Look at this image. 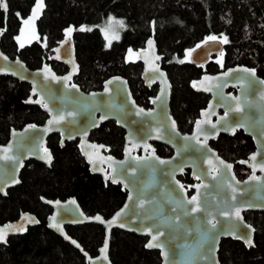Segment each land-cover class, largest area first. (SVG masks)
Wrapping results in <instances>:
<instances>
[{
	"label": "water",
	"instance_id": "obj_1",
	"mask_svg": "<svg viewBox=\"0 0 264 264\" xmlns=\"http://www.w3.org/2000/svg\"><path fill=\"white\" fill-rule=\"evenodd\" d=\"M4 2L7 4L6 0ZM0 9L6 21L8 7L7 11ZM69 28L72 31L66 33ZM75 32L72 26L66 28L49 57V61L67 67L64 75L56 74L47 64L30 69L22 60L11 59L0 49V76L28 84L30 92L24 103L39 107L47 115L42 125L27 124L19 130L12 129L8 141L0 145V157H13L0 158V195L5 197L7 190L20 184V173L26 162L36 161L50 168L53 155L47 140L58 134L61 146L66 141H78L80 156L90 174L101 176L105 183L120 185L127 192L122 206L107 219L98 214L86 215L75 197L41 198V202L52 209L46 219L47 229L78 250L86 264H112L109 246L113 230L146 237L145 249L157 251L161 264H220L218 250L222 239L238 241L246 249L254 247L255 229L245 221L243 214L264 212V171L261 170L264 165V83L261 81L264 79L254 69L237 65L191 81L190 87L196 93L202 92L211 98L206 109L200 112L192 132L182 134L170 114L171 83L161 68L163 56L153 31L143 48L129 47L124 55L126 64H142L144 86L158 84L150 110L136 103L128 81L121 75L105 80L98 91L83 92L73 82L79 74ZM2 35L3 30L0 41ZM223 52L221 39H208L194 48L188 59L192 65L203 67ZM229 89H236V94L227 92ZM60 116L64 118L58 123H50ZM213 118L216 120L211 122ZM107 121H114L125 131L121 159L109 155L107 146L89 141L90 133ZM197 122H200L199 127ZM236 131H243L255 145L248 159L240 162L251 169L250 176L243 181L235 176L233 165L208 144L220 134L232 136ZM152 142L169 147L172 155L158 156ZM253 155L255 160L250 159ZM186 171L194 181L187 187L179 180ZM253 176L257 179H252ZM193 197L196 200L189 203ZM91 223L104 230L103 242L95 257L70 237L65 228ZM38 224L36 216L28 212L21 213L15 221L0 224L4 233L0 245H5L8 237L24 235L28 227ZM153 237L156 240L153 241ZM247 241H251V246ZM149 242L158 246L147 247Z\"/></svg>",
	"mask_w": 264,
	"mask_h": 264
},
{
	"label": "trees",
	"instance_id": "obj_2",
	"mask_svg": "<svg viewBox=\"0 0 264 264\" xmlns=\"http://www.w3.org/2000/svg\"><path fill=\"white\" fill-rule=\"evenodd\" d=\"M7 29L0 48L10 58L18 56L28 68L35 69L48 58L63 31L72 26L79 74L75 83L84 92L97 91L105 80L123 76L137 103L146 105L155 89L147 90L139 79L140 65H126L127 48H143L153 36L162 67L167 72L171 88L170 111L182 133L192 130L207 97L195 93L190 82L204 73H218L234 66L254 69L264 79V0H43L34 25L39 40L17 49L15 35L20 19L29 16L37 0H7ZM122 20L120 38L106 47L101 29L108 17ZM0 12V27H3ZM91 29L81 31V27ZM216 37L224 41L221 62L211 61L204 68L191 65L188 54L198 45ZM58 72L66 71L62 65L51 63ZM30 87L9 76H0V145L9 139L12 129L27 124L42 125L47 116L36 106L24 102ZM91 140L110 147V154L120 157L123 132L108 121L91 134ZM161 157H170L172 151L156 144ZM212 146L225 160L235 163L252 150L251 140L238 132L233 137L221 136ZM47 147L54 160L50 168L35 161L26 162L20 173V184L0 196V224L16 220L21 213H33L39 220L24 235L9 237L0 245V264H86L78 250L46 228V217L51 209L41 202L66 200L75 197L82 211L89 216L100 214L104 218L114 214L124 203L126 194L101 177L90 174L79 155L76 143L59 146L57 135L50 136ZM239 179L246 176L236 168ZM185 187L193 180L187 171L179 177ZM190 193V192H189ZM245 221L255 229V246L246 249L242 243L222 239L219 244L220 264H264V213L247 211ZM68 235L91 256L98 254L104 230L91 223L66 227ZM146 237L113 230L110 237L109 257L112 264H161L157 251L146 250Z\"/></svg>",
	"mask_w": 264,
	"mask_h": 264
},
{
	"label": "flooded vegetation",
	"instance_id": "obj_3",
	"mask_svg": "<svg viewBox=\"0 0 264 264\" xmlns=\"http://www.w3.org/2000/svg\"><path fill=\"white\" fill-rule=\"evenodd\" d=\"M6 2H7V0H6ZM7 7H8V2H7ZM0 12H2V14H3V21H4V23H3V27L1 28L0 27V31L1 30H3V35H2V37H1V40H2V38H3V36H4V34L6 33V29H7V25H6V21H5V16H4V12L3 11H1V9H0ZM8 16V15H7ZM75 34V33H74ZM62 40V39H61ZM60 40V41H61ZM59 41V42H60ZM0 43H1V41H0ZM14 45H16V43L14 42ZM58 45V44H57ZM17 47V49H20V47H18V46H16ZM1 49V48H0ZM7 55V54H6ZM51 55H52V49H51ZM51 55H50V57H51ZM189 55V54H188ZM8 56V55H7ZM222 56V55H221ZM221 56H219V57H212L211 58V60L209 61V62H211V61H215V59H220L221 58ZM9 57V56H8ZM15 58H19L18 56H14V58H11V59H15ZM20 59V58H19ZM163 59V58H162ZM21 60V59H20ZM188 61H189V59H188ZM53 61H49V58H48V63H43L40 67H38V68H41L44 64H47V65H50L51 67H52V65H51V63H52ZM124 62H125V60H124ZM208 62V63H209ZM25 63V62H24ZM55 64H57V65H62V64H59V63H56V62H54ZM190 63V62H189ZM126 64V63H125ZM191 64V63H190ZM126 65H132V64H126ZM135 65H140V67H141V72H140V76H139V79H140V81H141V83H142V86L145 88V89H147V90H153V89H155V93L153 94V95H151L150 97H148V103L146 104V105H142V104H139V103H137L139 106H141V107H143L145 110H150V109H152V106H151V98H153L156 94H157V91H158V84L156 83V84H154V85H152L151 87H146V86H144V83H143V81L141 80V74H142V70H143V68H142V64H140V63H138V64H135ZM192 65V64H191ZM207 65V64H206ZM205 65V66H206ZM62 66H64V65H62ZM194 66V65H193ZM205 66H203V67H199V66H195V67H199V68H204ZM65 68H66V71H64V72H61V73H58V72H56L53 68V70L56 72V74H58V75H64L65 73H67V71H68V69H67V67L66 66H64ZM38 68H35V69H38ZM161 68L163 69V67H162V61H161ZM228 69V68H227ZM164 70V69H163ZM165 71V70H164ZM225 71V70H224ZM166 72V71H165ZM220 72H223V71H220ZM220 72H218V73H220ZM167 73V72H166ZM204 74H210V73H204ZM204 74H202V75H204ZM214 74H217V73H214ZM201 75V76H202ZM78 76V75H77ZM77 76H75L74 77V79H73V82L75 83V79H76V77ZM167 76H168V74H167ZM201 76L199 77V78H197V79H194V80H198V79H200L201 78ZM169 78V77H168ZM170 80V79H169ZM193 81V80H192ZM104 83V82H103ZM171 83V82H170ZM191 83V82H190ZM76 84V83H75ZM129 88H130V86H129ZM171 88H172V84H171ZM81 89V88H80ZM192 89V88H191ZM193 91H194V89H192ZM98 91V90H97ZM130 91H131V89H130ZM172 91V90H171ZM84 92V91H83ZM90 92V91H89ZM195 92V91H194ZM227 92H232L233 94H236V89H229ZM131 93H132V91H131ZM196 93V92H195ZM200 94H203L204 96H206L207 97V103H206V106L202 109V110H204V109H206V107H207V104H208V102H209V99L211 98V96L210 95H206L205 93H200ZM132 96H133V94H132ZM134 98V97H133ZM135 100V99H134ZM136 101V100H135ZM170 103H171V99H170ZM37 107V106H36ZM39 108V107H38ZM202 110H200V112L202 111ZM200 112H199V115H198V118L197 119H199L200 118ZM223 112L220 110L219 111V114H222ZM170 114H171V111H170ZM46 115V114H45ZM172 115V114H171ZM47 116V115H46ZM173 117V116H172ZM47 119V118H46ZM174 119V118H173ZM196 119V120H197ZM195 120V121H196ZM216 120V118H213L212 120H211V122H214ZM46 121V120H45ZM175 121V120H174ZM195 121H194V123H193V127H194V124H195ZM108 122V121H107ZM111 122H113L114 124H115V122L114 121H111ZM176 122V121H175ZM106 123V122H105ZM104 124V123H103ZM103 124H101V125H103ZM176 125H177V123H176ZM115 126L117 127V128H119L120 130H122V132H123V146H122V152H121V155H120V157H116V156H113V155H111L110 154V147L108 146V145H106V144H104V143H98V142H96V141H92L91 140V134H92V132H94V131H96V130H98V129H95V130H93L91 133H90V136H89V141L90 142H93V143H97V144H103V145H105V146H107V148H108V154L109 155H111V156H113L114 158H116V159H121L122 158V156H123V149H124V146H125V131L122 129V128H120V127H118L116 124H115ZM193 127H192V130H193ZM177 129H178V126H177ZM179 130V129H178ZM192 130H191V132H192ZM180 131V130H179ZM181 132V131H180ZM191 132H189V133H191ZM238 132H241L244 136H246V137H248L250 140H251V142H252V145H253V150L245 157V158H243V159H239V160H237L235 163H233V162H230V161H227V160H225L223 157H221L220 155H219V153H218V151L212 146V144L213 143H215V142H217L218 141V139L221 137V136H227V137H233V136H235ZM182 133V132H181ZM189 133H182V134H189ZM54 135H57L58 136V138H59V146L60 147H63L64 145H65V143H76V147H77V150H78V141H73V142H64V144H63V146H61L60 145V137H59V135L58 134H54ZM53 136V135H52ZM156 144H160V143H156V142H152V145L154 146V149H155V152H156V154L158 155V153H157V151H156ZM208 144L210 145V147L212 148V149H214L215 151H217V153H218V155L221 157V158H223L225 161H227L228 163H231L232 165H233V171H234V174H235V176L237 177V175H236V168H238V169H240V171L241 172H243V173H245L246 174V176L244 177V178H242V179H239L238 177H237V179L238 180H240V181H243V180H245V179H247L249 176H250V174H251V169H249L248 167H246V165L245 164H241L240 162H242V161H246L247 159H248V156L251 154V153H253L254 151H255V145H254V143H253V141H252V139H251V137H249L248 135H245L244 134V132L243 131H236L235 133H234V135H232V136H229V135H223V134H220L218 137H217V139L216 140H210L209 142H208ZM162 145V144H161ZM165 146V145H164ZM167 147V146H166ZM169 148V147H168ZM170 149V148H169ZM171 150V149H170ZM51 151V150H50ZM172 151V150H171ZM78 152H79V150H78ZM52 153V152H51ZM141 154V151L139 150V155ZM53 155V154H52ZM79 155H80V152H79ZM172 155V154H171ZM159 156V155H158ZM161 157V156H160ZM82 158V157H81ZM163 158H168V157H163ZM83 159V158H82ZM53 160H54V157H53ZM84 161V160H83ZM29 162V161H28ZM36 162V161H35ZM85 163V162H84ZM45 166V165H44ZM88 167V166H87ZM187 172V171H186ZM185 172V173H186ZM189 172V171H188ZM184 173V174H185ZM190 174V173H189ZM98 176V175H97ZM182 176V175H181ZM99 177H101V176H99ZM20 178V177H19ZM102 178V177H101ZM192 178V177H191ZM103 180V179H102ZM104 182V181H103ZM107 183H109V181H107L106 183L104 182V184L106 185ZM110 184V183H109ZM183 184V183H182ZM192 184H194V181H193V183ZM191 184V185H192ZM112 185V184H111ZM184 185V184H183ZM113 186H119V188H121V186L120 185H113ZM13 189V188H12ZM10 190V189H9ZM9 190H7V192L9 191ZM122 190V189H121ZM123 191V190H122ZM126 195H127V192L126 191H123ZM190 192V193H189ZM188 192V195H191V193H192V191H189ZM7 195V194H6ZM1 196V195H0ZM2 197V196H1ZM126 198V197H125ZM48 200V199H47ZM47 206V205H46ZM49 207V206H48ZM50 208V207H49ZM51 209V208H50ZM24 213H26V212H24ZM28 213H30V212H28ZM52 213V209H51V211H50V214ZM245 213V212H244ZM264 213V212H263ZM33 214V213H32ZM49 214V215H50ZM48 215V216H49ZM97 215V214H96ZM98 215H100V214H98ZM113 215V214H112ZM111 215V216H112ZM244 215V214H243ZM20 216V215H19ZM47 216V217H48ZM89 216V215H88ZM47 217H46V219H47ZM103 217V216H102ZM19 218V217H18ZM17 218V219H18ZM37 218V217H36ZM109 218V217H108ZM16 219V220H17ZM38 219V218H37ZM107 219V218H106ZM15 221V220H14ZM39 221V220H38ZM10 222H12V221H10ZM45 222H46V220H45ZM67 227H72V226H67ZM29 228H31V227H28V229ZM47 228V227H46ZM66 228V227H65ZM27 229V230H28ZM20 236V235H19ZM9 238V237H8ZM8 240V239H7Z\"/></svg>",
	"mask_w": 264,
	"mask_h": 264
},
{
	"label": "snow or ice",
	"instance_id": "obj_4",
	"mask_svg": "<svg viewBox=\"0 0 264 264\" xmlns=\"http://www.w3.org/2000/svg\"><path fill=\"white\" fill-rule=\"evenodd\" d=\"M0 8H3L5 11H7V4L4 2V0H0ZM36 8H39V9H43V0H37V3H36ZM36 8H34L33 10V13H34V16H38V13L36 11ZM118 24L120 25V27H124V23L122 20H116L114 17L112 16H109L108 17V27L110 28L112 26V24ZM81 31H84V30H91V29H85L83 26L81 27L80 29ZM72 31L71 28L67 29L66 30V33H70ZM102 32H104L105 34V39L107 40V44H106V47H110L111 46V43H112V40H118L119 39V34L118 33H113L111 35V37H109V32H108V29L105 28V29H101ZM209 39H216V37H209ZM225 43H227V38H224V41ZM149 44H152V41H149ZM23 46V45H21ZM131 52V49L129 50ZM159 57H157L158 59ZM74 71H75V68H74ZM247 71V70H246ZM252 74L255 75V72L254 70H252ZM162 75V74H161ZM261 83H264V81H261ZM73 87H75V85H73ZM107 90V89H106ZM37 103H41V101H36ZM44 107H47V105H43ZM237 111H240L239 108L236 109ZM143 111V110H141ZM64 117L63 116H60L58 119H54L53 121H50V123H58L60 120H62ZM199 123L200 122H197V126L199 127ZM34 127V126H33ZM215 127V126H213ZM103 147V146H101ZM2 159H13V157L11 156H4V157H0ZM250 159L252 160H255V155H253ZM48 160L50 161L51 160V156L49 155L48 156ZM221 163H223V161H221ZM226 167H231V165H226ZM261 170L264 171V165L261 166ZM252 179H257V177L253 176ZM115 182V181H114ZM196 200L195 197H193L192 201H189V203H192ZM58 203V202H57ZM193 211H196V209L194 208ZM236 216L239 218V212L237 211L236 213ZM96 219H101L100 217H96ZM53 226L55 227H59V225L57 224H54ZM213 227H215V225H213ZM4 238V233H3V230L0 229V240H3ZM156 240V237H153V241ZM73 243H75V241H73ZM247 243L249 244V246H251V241H247ZM147 247H157L158 245L157 244H154L152 242H149L148 245H146ZM77 247H79V245H77ZM106 250V246H105V249H102V252H104ZM106 259V255L104 257Z\"/></svg>",
	"mask_w": 264,
	"mask_h": 264
},
{
	"label": "rangeland",
	"instance_id": "obj_5",
	"mask_svg": "<svg viewBox=\"0 0 264 264\" xmlns=\"http://www.w3.org/2000/svg\"><path fill=\"white\" fill-rule=\"evenodd\" d=\"M38 9L39 8H36V11H38ZM35 17L36 16H34V13L32 11L29 14V16L20 19L19 24L17 25V31H16V35H15L16 46L22 48V47H24L26 45H30L31 43L39 40V35H38V32H37V30L35 28V25H34ZM119 26L120 25L114 23L109 28L108 27V23H107L105 25L104 29L105 28L108 29L109 37H111V35L113 33H118L119 34V38H120L121 29L119 31ZM103 35L105 37L104 32H103ZM113 41H117V40H112V42ZM21 45H23V46H21ZM215 62L220 63L221 62V58L220 59H215Z\"/></svg>",
	"mask_w": 264,
	"mask_h": 264
}]
</instances>
